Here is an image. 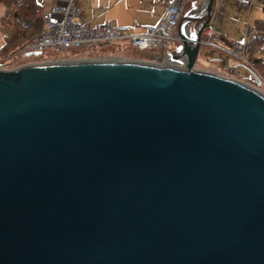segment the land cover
<instances>
[{
	"label": "water",
	"instance_id": "obj_1",
	"mask_svg": "<svg viewBox=\"0 0 264 264\" xmlns=\"http://www.w3.org/2000/svg\"><path fill=\"white\" fill-rule=\"evenodd\" d=\"M215 4L178 64L0 69V264H264V92L195 68Z\"/></svg>",
	"mask_w": 264,
	"mask_h": 264
},
{
	"label": "built area",
	"instance_id": "obj_2",
	"mask_svg": "<svg viewBox=\"0 0 264 264\" xmlns=\"http://www.w3.org/2000/svg\"><path fill=\"white\" fill-rule=\"evenodd\" d=\"M228 0H216V8ZM255 0H238L239 8H250ZM186 0H166L163 2L166 11L160 21L156 24L147 25L141 31H134L132 27L126 25H113L111 22L93 25L88 22H79L81 8L76 0H55L54 5L49 9L39 7L38 15L43 21V29L33 40L20 49L23 52H39L46 49H52L61 52L72 48H87L102 46L109 43H126L141 51L151 48H161L167 50V41H178L177 28L180 18L183 14ZM214 10V14H215ZM219 12V10H218ZM207 40L202 42L216 47L217 33L211 27L205 30ZM255 35L254 28L249 32ZM245 42H237L231 46L228 53L231 56L238 57V52H243V61L248 62L245 53ZM169 53V52H168ZM166 51V55L168 54ZM157 63L166 61L167 58ZM105 58V56H101ZM82 60H85L84 57ZM80 58V59H81ZM68 61L74 60L72 57L66 58ZM90 60L98 59L97 56L87 58ZM163 61V64H164ZM4 67L0 63V69ZM228 72L234 73L232 67Z\"/></svg>",
	"mask_w": 264,
	"mask_h": 264
},
{
	"label": "rangeland",
	"instance_id": "obj_3",
	"mask_svg": "<svg viewBox=\"0 0 264 264\" xmlns=\"http://www.w3.org/2000/svg\"><path fill=\"white\" fill-rule=\"evenodd\" d=\"M40 1L41 0H38L37 2ZM198 5L194 8H190L189 4H187L184 6L183 12L192 13V11L197 10ZM6 9L7 7L4 4L0 5V49L4 46V35L11 26V22L2 21V17L6 13ZM218 10L220 11L219 13ZM117 12L118 13L114 12V10L110 11L106 18L107 20L114 21L113 22L114 25H116L117 23L119 24L123 20H126L125 18L127 16V14H124L123 12L122 13H120L119 11ZM81 17L82 16L79 17L78 21L84 22L85 18L84 17L81 18ZM258 19H264V6L262 4V0H255L250 8H239L238 0H229L228 3H223L217 9V12H215L212 18L211 26L216 27L217 30L222 31V33H226L232 39L242 40L244 39V33L247 32L252 27H254L255 22ZM100 22L101 21L92 22V24L96 25ZM195 23L192 24V27L194 26L196 27V25H194ZM41 25H42V21L39 20L38 32L41 31ZM189 35L192 36V31L191 33H189ZM203 37H204L203 39L206 42L207 40L206 34H204ZM248 37H249V41H251L252 39L250 40V38H252L253 36H251L250 34ZM174 42H172L171 40L167 41V50L165 51H163V49L161 48H151L149 50L141 51L129 44L122 42L109 43L106 45L96 46V47H87V48L78 47V48L67 49L61 52H57L52 49H46L42 51L39 55L29 54L27 52H23L20 50H16V52L14 53H12V51H4L3 53H0V63L4 65L3 68L13 70L27 65H39V64H47V63H55V62L59 63L61 61L64 62V61H68L66 59L67 57H72L74 61L82 60L83 58L81 57H84L85 60L88 61L90 59L87 58L97 56L98 60H101L103 58L101 57L102 55H110L109 57L105 56V59H109V60L129 59V60H138V61L141 60V61L152 62L153 58H155V56L158 54L160 56H163L162 59H164L166 55V51L167 53L171 52V49L174 47L175 45ZM213 48L215 47L207 45L206 43L202 42V48L200 50L198 61L195 65L196 69L214 72L227 77H233L247 84L257 86L260 90L264 92V68H258L260 71V75L262 76V79L259 78L258 76L259 78L258 80L255 79L254 72L252 70L251 71L244 70L243 71L244 76H238L235 74V72L234 73L228 72V68L226 70L219 69L218 67L220 68L221 66L223 67L222 65L223 63L221 64V66L219 64L218 67H215V64L210 63V61L214 62L212 61L213 52H214ZM255 54L257 56L264 57V46L259 47L256 50ZM163 61L160 63L163 64ZM231 66L233 65L230 64V67ZM246 74L248 75V77ZM259 80L261 81L260 85L257 84Z\"/></svg>",
	"mask_w": 264,
	"mask_h": 264
},
{
	"label": "crops",
	"instance_id": "obj_4",
	"mask_svg": "<svg viewBox=\"0 0 264 264\" xmlns=\"http://www.w3.org/2000/svg\"><path fill=\"white\" fill-rule=\"evenodd\" d=\"M164 1L166 0H77L81 8V16L85 18L84 22L92 24V22L101 21L98 24L111 22L114 25V21L106 19L109 12L114 10V12L116 13H118L117 11H119L120 13L123 12L124 14H127L125 18L126 20H123L125 22L122 21L119 24L117 23L116 25L130 26L134 31L138 32L143 30L145 26L156 24L160 21L166 11V7L163 4ZM228 1L225 3H228ZM54 3L55 0H41L40 2H38V6L46 7L47 9H49L52 5H54ZM215 12L217 11L215 10ZM210 27L215 30L218 36L216 41V47L213 48L214 52L212 61L214 62L210 61V63L215 64V67H218L219 64L221 66V64L223 63V67L221 66V68H218L224 70L230 68V64H232L233 66L231 67L234 69L235 74L238 76H244V70H252L259 76V78L262 79L259 69H255L253 66H251V64L243 61L242 56L244 55V53L242 51L238 52V57L231 56L228 53V50L231 48V46L237 42H245L247 48V46L251 43L248 37L250 35L249 32L254 27L244 33V39L242 40L232 39L226 33H222V31L217 30L216 27ZM191 31L192 34L198 32L195 26L192 27ZM253 37L250 38V40L253 39ZM174 44L175 45L171 49V51L177 49V47L180 46L178 41H175ZM102 56L109 57L110 55ZM162 58L163 56H160L158 54L155 56V58H153L152 61H160Z\"/></svg>",
	"mask_w": 264,
	"mask_h": 264
},
{
	"label": "trees",
	"instance_id": "obj_5",
	"mask_svg": "<svg viewBox=\"0 0 264 264\" xmlns=\"http://www.w3.org/2000/svg\"><path fill=\"white\" fill-rule=\"evenodd\" d=\"M200 2L201 0H186L185 5L189 4L190 8H194ZM1 4L7 7L2 21L11 22V26L4 35V46L0 49V53L4 51H12L14 53L33 40L43 29V21L38 15V2L37 0H0ZM262 4L264 6V0H262ZM215 6L214 9L216 8ZM39 20L42 21V25L41 31L38 32ZM211 21L208 22L207 18H205L202 22H196L194 25H196L197 31L203 29L204 36L205 30L211 26ZM254 30L255 35L247 46L245 53L251 66L255 69L264 68V57H258L255 54L259 47L264 46V19H258L255 22ZM178 43L180 45V42Z\"/></svg>",
	"mask_w": 264,
	"mask_h": 264
},
{
	"label": "bare ground",
	"instance_id": "obj_6",
	"mask_svg": "<svg viewBox=\"0 0 264 264\" xmlns=\"http://www.w3.org/2000/svg\"><path fill=\"white\" fill-rule=\"evenodd\" d=\"M203 10H204L203 7H201L198 10L192 11L191 15L192 16H201L203 14ZM184 29H185V32L188 33V27H185ZM106 60H109V59L102 58L101 60H93V61H106ZM110 60H116V59H110ZM61 62H63V61H61ZM64 62H76V61L72 60V61H64ZM47 64H52V63H47ZM164 64H178V63H175V61H171L168 58L166 61H164Z\"/></svg>",
	"mask_w": 264,
	"mask_h": 264
}]
</instances>
